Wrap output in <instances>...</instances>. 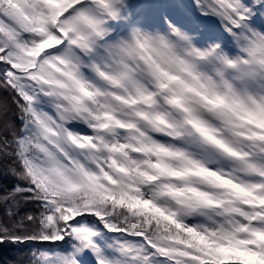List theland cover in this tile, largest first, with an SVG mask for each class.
<instances>
[{
    "label": "snow or ice",
    "instance_id": "6c2138e0",
    "mask_svg": "<svg viewBox=\"0 0 264 264\" xmlns=\"http://www.w3.org/2000/svg\"><path fill=\"white\" fill-rule=\"evenodd\" d=\"M0 264H264V0H0Z\"/></svg>",
    "mask_w": 264,
    "mask_h": 264
}]
</instances>
